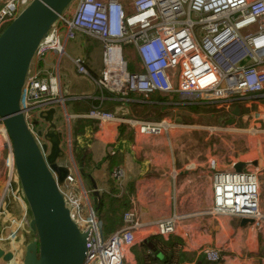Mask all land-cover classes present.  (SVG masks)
<instances>
[{"label":"built area","instance_id":"1","mask_svg":"<svg viewBox=\"0 0 264 264\" xmlns=\"http://www.w3.org/2000/svg\"><path fill=\"white\" fill-rule=\"evenodd\" d=\"M32 1L0 0V33ZM71 6L40 42L33 60L40 61L49 52L62 56L64 41L78 35L96 40L102 45L103 65L94 83L101 93L122 99L159 93L176 97L182 107H223L264 93V0H73ZM127 48L137 56V70H129ZM73 63L77 74L89 76L80 59ZM57 90V78L51 72L28 71L20 107L39 145L38 115L59 103ZM87 117L98 124L118 121L100 108H92ZM131 124L138 135L164 140L174 127L166 120ZM0 139L12 157L1 122ZM210 165L212 206L206 215L262 221L259 179L264 162L256 173L243 170L240 174L216 170L215 161ZM74 185L69 174L59 190L72 222L80 232H88L83 264H134L129 255L140 228L162 238H181L209 263L222 261L226 247L199 246L198 239L208 232L192 224V217L143 223L130 212L123 216V227L104 239L95 211L85 206L84 195L73 191ZM151 257L144 264H157Z\"/></svg>","mask_w":264,"mask_h":264},{"label":"crops","instance_id":"2","mask_svg":"<svg viewBox=\"0 0 264 264\" xmlns=\"http://www.w3.org/2000/svg\"><path fill=\"white\" fill-rule=\"evenodd\" d=\"M71 10L72 6L65 12ZM124 53L130 63L129 70H137V56L132 49L127 48ZM63 55L67 57L64 64L60 63ZM63 55L49 52L42 60H33L29 71L51 72L57 78L59 103L55 108L59 111L57 125L65 153L63 164L69 166L70 175L75 179L73 191L84 195L85 206L95 211L97 202L94 203V199L106 195L123 201L124 213L134 212L143 223L192 217V224L208 232L206 237L198 239L199 246L226 247L218 264H264V216L262 221L242 227L241 219H215L206 215L212 206L214 171L211 162L215 161L218 171H234L233 165L238 162L246 164L243 170H249L255 166L253 164L261 168L264 148L260 146L258 149L261 158L250 162L229 160L224 163L212 159L215 158L213 156L203 160L181 155L184 149L179 153L174 149L178 145L171 144L180 136L185 139L184 128L181 129L183 118L175 119L179 123H174L171 139L168 135L166 140L138 135L131 121H156L164 112L177 111L185 116L184 112H190V109L193 113L207 109L182 107L176 97L170 99L159 93L149 96L133 94L123 99L107 92L101 93L94 83L103 65L102 45L96 40L78 35L73 41H64ZM73 59L83 62L89 76L77 74ZM242 102L237 116L233 113L238 106L233 105L240 102L225 105L220 110L232 106L233 117H240L244 122L259 121L264 125V109H260L264 93ZM251 104L255 111L249 109ZM92 108L113 113L118 121L98 124L87 117ZM241 108L248 110L242 112ZM191 118L196 121L200 116L191 115ZM200 123L191 122V131L200 133ZM40 124L43 125L42 122ZM210 129L206 127V130ZM3 143L0 139V249L13 253V260L9 263L0 260V264H22L25 247L33 242V233L29 229L31 215L17 176L11 175L14 169L12 157ZM260 175L259 209L264 215V172ZM202 189L205 190L206 205L197 199ZM135 236L137 246L129 255L134 264H144L151 255L150 260L157 264H214L205 261L195 247H189L177 236L162 238L150 235L145 228L136 230ZM145 242L152 246L151 250H143ZM136 252H140V257Z\"/></svg>","mask_w":264,"mask_h":264},{"label":"water","instance_id":"3","mask_svg":"<svg viewBox=\"0 0 264 264\" xmlns=\"http://www.w3.org/2000/svg\"><path fill=\"white\" fill-rule=\"evenodd\" d=\"M72 1L33 0L0 33V122L10 141L15 173L31 215L29 229L36 236L35 242L26 245L22 264H83L87 253L88 232H80L72 222L59 190L71 174L69 166L63 164L59 111L54 107L39 113L43 123L37 131L39 145L20 107L38 45ZM238 113L235 107L233 115ZM245 166L238 162L233 170L240 174ZM253 223L252 219L240 222L242 227ZM0 260L11 262L13 253L0 249Z\"/></svg>","mask_w":264,"mask_h":264},{"label":"rangeland","instance_id":"4","mask_svg":"<svg viewBox=\"0 0 264 264\" xmlns=\"http://www.w3.org/2000/svg\"><path fill=\"white\" fill-rule=\"evenodd\" d=\"M5 29V28H4ZM3 29V30H4ZM2 30V31H3ZM67 61L66 55H63L60 59V63L64 64ZM241 104H234L233 106L241 107ZM249 104V103H247ZM203 109L200 113L194 112L190 109V112H184L185 116L179 114L177 111L164 112L160 118L156 121H143V122H160L162 120H166L171 124L176 123V118L181 119L184 125H181L184 128V137L180 136L179 138H175V143L171 145H178V148L174 149L180 153L181 149H184L181 152V155H185L187 157L194 156L198 158H208L209 156H213L215 160H220L224 163H227L229 160L231 161H257L261 157L259 156V147L264 148V125L259 121H246L244 122L240 117L235 118L231 114L233 111V107L230 106L228 109L220 110L222 107H205L202 106ZM224 107V106H223ZM235 109V108H234ZM243 108H241L242 110ZM251 111H255L254 105H250ZM260 109H264V102L260 104ZM187 110V109H186ZM240 110V108H239ZM248 110L244 108L242 112ZM182 111V110H180ZM241 112V113H242ZM191 115L200 116L199 120H192ZM191 122H201L198 126L201 127L200 133L191 131L193 125ZM41 123V122H40ZM39 123V125H40ZM175 125V124H174ZM206 127L211 128L210 130H206ZM43 128V126H42ZM133 128V127H132ZM174 130V129H172ZM205 132H204V131ZM183 131V130H181ZM169 131V138L170 133ZM207 132V133H206ZM194 136H192V134ZM211 133V135L209 134ZM171 139V138H170ZM264 150V149H263ZM249 171H253L256 173L258 169L257 165L248 168ZM11 175H16L15 169L12 170ZM260 186V183H259ZM203 190V189H202ZM198 196V201L202 205H206V194L205 190L200 191ZM209 201V200H208ZM28 228V227H26ZM103 238H106L105 236ZM33 242L36 241V236L33 234ZM137 246V245H136ZM151 245L149 243H144V248L151 250ZM225 247V246H224ZM136 256L140 257V252H136Z\"/></svg>","mask_w":264,"mask_h":264},{"label":"trees","instance_id":"5","mask_svg":"<svg viewBox=\"0 0 264 264\" xmlns=\"http://www.w3.org/2000/svg\"><path fill=\"white\" fill-rule=\"evenodd\" d=\"M95 209V214L101 223L102 237L105 236L107 238L116 230L123 227V216L126 210L123 201L115 200L106 195L100 196ZM143 250H145L144 247Z\"/></svg>","mask_w":264,"mask_h":264}]
</instances>
